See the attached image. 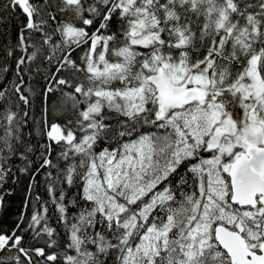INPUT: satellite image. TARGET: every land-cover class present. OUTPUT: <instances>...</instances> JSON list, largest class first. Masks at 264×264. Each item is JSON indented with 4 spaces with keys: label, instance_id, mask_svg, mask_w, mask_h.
Returning <instances> with one entry per match:
<instances>
[{
    "label": "snow or ice",
    "instance_id": "snow-or-ice-1",
    "mask_svg": "<svg viewBox=\"0 0 264 264\" xmlns=\"http://www.w3.org/2000/svg\"><path fill=\"white\" fill-rule=\"evenodd\" d=\"M22 178L0 264H264V0H0Z\"/></svg>",
    "mask_w": 264,
    "mask_h": 264
},
{
    "label": "trees",
    "instance_id": "trees-1",
    "mask_svg": "<svg viewBox=\"0 0 264 264\" xmlns=\"http://www.w3.org/2000/svg\"><path fill=\"white\" fill-rule=\"evenodd\" d=\"M9 31H11V26L9 27ZM37 179L40 181V186L38 191L40 193L44 192V183H43V176H38ZM27 186V180L22 178V182L15 185V192L13 193L12 197L9 199V203L11 207L8 209V212L3 217H0V227L5 229H9L12 227V220L15 219L16 215L19 212V205L21 203V199L24 195V190Z\"/></svg>",
    "mask_w": 264,
    "mask_h": 264
}]
</instances>
